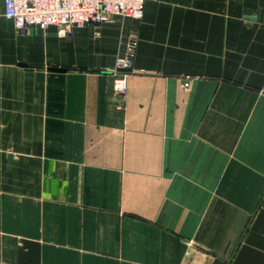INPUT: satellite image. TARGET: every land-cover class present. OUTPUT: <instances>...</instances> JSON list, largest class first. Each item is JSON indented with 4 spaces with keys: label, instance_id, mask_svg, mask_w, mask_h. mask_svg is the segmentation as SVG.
Masks as SVG:
<instances>
[{
    "label": "crops",
    "instance_id": "0c3cea01",
    "mask_svg": "<svg viewBox=\"0 0 264 264\" xmlns=\"http://www.w3.org/2000/svg\"><path fill=\"white\" fill-rule=\"evenodd\" d=\"M2 11L0 264H264V0L71 30Z\"/></svg>",
    "mask_w": 264,
    "mask_h": 264
},
{
    "label": "built area",
    "instance_id": "2783aa9c",
    "mask_svg": "<svg viewBox=\"0 0 264 264\" xmlns=\"http://www.w3.org/2000/svg\"><path fill=\"white\" fill-rule=\"evenodd\" d=\"M149 0H2L3 17L16 30H45L50 26L60 29L81 28L89 24H108L114 18L141 20L145 3ZM135 45L131 43L130 48ZM130 59L117 61L113 89L126 91V71ZM188 89L189 82L181 84Z\"/></svg>",
    "mask_w": 264,
    "mask_h": 264
},
{
    "label": "rangeland",
    "instance_id": "374dc122",
    "mask_svg": "<svg viewBox=\"0 0 264 264\" xmlns=\"http://www.w3.org/2000/svg\"><path fill=\"white\" fill-rule=\"evenodd\" d=\"M120 19V18H119ZM75 28V27H74ZM72 28H70L69 30H71Z\"/></svg>",
    "mask_w": 264,
    "mask_h": 264
},
{
    "label": "water",
    "instance_id": "95a60500",
    "mask_svg": "<svg viewBox=\"0 0 264 264\" xmlns=\"http://www.w3.org/2000/svg\"><path fill=\"white\" fill-rule=\"evenodd\" d=\"M248 19H251V18H248Z\"/></svg>",
    "mask_w": 264,
    "mask_h": 264
}]
</instances>
